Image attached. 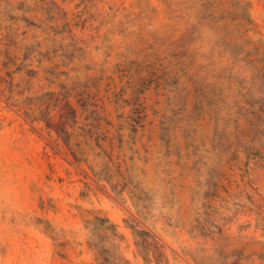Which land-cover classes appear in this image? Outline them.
Wrapping results in <instances>:
<instances>
[{
	"label": "rangeland",
	"instance_id": "1",
	"mask_svg": "<svg viewBox=\"0 0 264 264\" xmlns=\"http://www.w3.org/2000/svg\"><path fill=\"white\" fill-rule=\"evenodd\" d=\"M0 264H264V0H0Z\"/></svg>",
	"mask_w": 264,
	"mask_h": 264
}]
</instances>
